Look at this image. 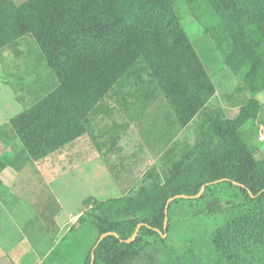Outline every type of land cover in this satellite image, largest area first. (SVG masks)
<instances>
[{
	"label": "trees",
	"instance_id": "1",
	"mask_svg": "<svg viewBox=\"0 0 264 264\" xmlns=\"http://www.w3.org/2000/svg\"><path fill=\"white\" fill-rule=\"evenodd\" d=\"M187 2L226 65L243 75L236 92L264 90V0ZM28 35L38 42L59 85L0 127V134L12 130L34 160L82 136L87 115L141 57L182 126L216 91L173 0H0V49ZM260 106L251 98L237 118L216 124L224 137L221 145L176 179L155 189L143 187L126 200L117 215L148 217L103 228L101 234L119 236L108 235L96 246L100 234L92 248L94 264H163L164 233L178 213L224 218L209 237L218 264H264V159L256 157L248 139ZM4 167L0 156V175ZM204 184L205 191L196 196ZM177 194L194 197L174 199L167 213L168 199ZM141 222L137 238L127 242ZM190 252L183 264H193ZM173 257L182 260L178 252Z\"/></svg>",
	"mask_w": 264,
	"mask_h": 264
},
{
	"label": "rangeland",
	"instance_id": "2",
	"mask_svg": "<svg viewBox=\"0 0 264 264\" xmlns=\"http://www.w3.org/2000/svg\"><path fill=\"white\" fill-rule=\"evenodd\" d=\"M173 1L181 17L184 30L188 33L207 67L216 89L210 103H207V106L194 121L195 135L191 139L178 138L179 142L165 147L164 145L173 134L182 132V125L172 110L171 115L167 113L168 109H166V105L164 106L163 101H160L158 109L154 106L153 98L148 100L143 98L145 101L141 100L139 109L144 140L151 150L159 155V162L168 161L170 165L163 167L159 163H154V166L157 167L150 170L132 191L119 194L124 190L122 185L130 181V176H126L120 188L119 182L123 175L121 170L128 167L134 168L133 173H135L136 170L143 172L147 168H152L149 163L151 154L147 148L142 150V153L136 157L137 164L133 160L134 158L128 157L123 151L113 155L109 161H85L88 153L95 147L102 148L105 140L110 139L111 144L118 147L125 138L126 130L120 124L115 123L117 118L110 121L103 114L96 118L97 113H102V103L92 113L93 119L89 121L91 135L86 136L83 140L84 145L74 147L70 142L71 144L55 151L54 155L48 159L52 161L49 167L43 166L44 161L40 163L41 169L45 173L46 182L43 184L34 182V195L37 192L44 193L47 196V200L44 201L48 204L33 202V206H31L23 203V211L20 209L15 214L18 223L30 230L26 229L27 234L24 236L19 232L16 234H19L22 239L32 238L31 241L38 246V256L34 255L26 242H20L11 256L12 258L0 256V262H5V264H53L58 255H61V264H75L77 261H79L78 264H86L103 228L120 222L138 221L148 217L146 214L117 215L120 208L126 205V200L137 197L143 187L155 189L176 179L177 175L198 157L221 145L224 142V137L216 131V124L227 119L237 118L241 108L251 98H257L261 106L257 119L248 126V139L256 157L264 159V90L237 93L236 86L242 80L243 75L234 73L226 65L213 38L202 22L195 17L187 0ZM133 72L141 77L144 85L152 82L162 94L159 84L151 74L143 57L135 63ZM58 85V77L49 66L34 37H22L1 48L0 123L8 121L32 107L54 91ZM162 96L169 106L163 94ZM151 113H156L159 117L158 121L156 120L158 124L155 128L147 126L149 122L146 118L149 119ZM164 147H168V149L163 152ZM19 148H22L20 144ZM77 157L79 158L77 159ZM84 163L93 169L85 172L86 178H82L77 170L73 171L72 169V165L78 169V166L82 167ZM6 166L7 162H5ZM94 175L104 184L103 197L118 194L120 196L97 204L94 202L95 200L91 201L95 199L91 194L94 190L88 187V180L92 181ZM128 182L127 185H129ZM2 190H4L3 184L0 187L1 195L3 194ZM21 204L17 205L21 206ZM84 205H88L85 214L74 226L75 224L71 223L72 219L68 217V213H76ZM11 207L13 208V206ZM32 207L44 208L38 215H33V219H37L34 225L33 221L32 225H26L28 216L25 215L27 210L24 209L30 210ZM29 215H32L31 212ZM223 221L222 216L201 215L188 218L182 214H176L172 218L171 226L168 227L165 236L166 247L160 252L161 262L163 264H183L185 263L183 262L185 252L191 251L193 264H218L213 257L209 237L210 230L219 226ZM68 225L69 227H67ZM159 244V240L153 242L155 247H158ZM2 249L0 248V252ZM177 252L181 256L182 260L180 261H175V257H173V254Z\"/></svg>",
	"mask_w": 264,
	"mask_h": 264
},
{
	"label": "crops",
	"instance_id": "3",
	"mask_svg": "<svg viewBox=\"0 0 264 264\" xmlns=\"http://www.w3.org/2000/svg\"><path fill=\"white\" fill-rule=\"evenodd\" d=\"M13 1L19 4L27 0ZM138 61H140V58L136 62ZM134 65L125 73L123 77H121V79L115 84L113 89H111L87 115L84 121L86 132L82 136L76 138L71 142L73 143L72 145L74 147H80L81 145H84L83 140L86 138V136L91 135V127H89V121L93 119L92 113L97 107H99V105L103 103L102 113H97L96 118L101 114H103L105 118L110 121L117 118L115 123L120 124L126 130L125 138L121 141V145L118 147L113 146L110 139L105 140L102 148L95 147L94 150L88 153L85 161H109V159L111 160L113 155H116L120 151H123V153L127 154L128 157L134 158L133 160L137 164L136 157L140 155L142 153V150H144L145 148L149 150V153L151 154L149 163L152 168H147L143 172H138V170H136L135 173H133L134 168L128 167L122 169L121 172H123V175L121 177V181L119 182L120 188L121 183L125 180L126 176H130V181H127L129 185H127V182L122 185L124 186V190L119 194H125L130 190L132 191L137 186V183L142 181L150 170L157 167L154 166V163H159L163 167L170 165L168 161L159 162V155H156L144 140V135L142 132L143 128L140 125L141 119L139 105L141 104V100L143 101L145 98L146 100L153 98V102H155L154 106H156L158 109L160 101H163L164 106L166 105V109H168L167 113H170L171 115L172 110L173 114L176 116L162 92L169 106H167V104L163 100V96L157 86H155L152 82L147 85H144L142 83L141 77L138 76L137 73L133 72ZM202 110L200 112H202ZM198 114L187 126H182L181 133L173 134L171 136V139L164 146L166 147L176 144L177 142H179L177 139L181 137H183L182 139L193 138V136L195 135L193 124L195 119L198 117ZM11 119L0 123V127L9 123ZM146 119L147 122H149L147 126L149 128H155L156 124H158L156 120L158 121L159 117L156 113H151L150 118ZM172 119L174 120V118ZM168 127L166 128L168 129ZM91 139L93 140V137H91ZM19 144L22 147L21 149L19 148ZM165 147L163 148V152L168 149V147ZM54 153L55 152L50 153L49 155L39 160H34L32 158H29L27 150L23 146L19 137H17L12 130H8L6 133L4 132L3 135L0 134V156L4 159L5 162H7V166L1 173V180L3 182L4 190H2V195L0 193V248H3L0 252V256L12 258L11 256H13L15 249L20 245V242H26L34 255L36 257L38 256V246H36L35 243L31 241L32 238L30 237L31 239H29L27 237L26 239H22L21 237H19V234H16L17 232H19L24 236L25 234H27L26 229H28V227L25 228L23 225L18 223L17 216L15 214H17L20 209L21 211H23V203L29 204L31 206H33V202L41 204L44 203L45 205L48 204L44 201L47 200V196L44 193L40 194L39 192H37V194L34 195V182H40L41 184L46 182L45 173L41 169L40 163L44 161L43 166L49 167L52 161H49L48 159L52 155H54ZM78 158L79 157H77V159ZM86 164L84 163L82 167L78 166V169L75 168L74 165H72V169L73 171L77 170V172L82 175V178H86L85 172L93 170L91 166H87ZM84 166L87 167L83 168ZM92 179V181L88 180V187L93 188L94 190L91 193L92 197L95 198L93 199V201L95 200L98 202H102L120 196L118 194L103 197L105 193L104 184L100 181L99 178H96V175H94ZM99 182H101V184H98ZM20 203H22L21 206L17 205ZM11 206H13V208ZM87 206L88 205H84V207H82V209H80L76 213H68V217L72 219L71 223L75 224H73L74 226H76L77 223L80 222V217L85 214ZM43 208L44 207H32L30 210L25 208L24 210H27L25 215L28 216L26 225H32V221L34 225V223L37 222V219H33V215H38L43 210ZM30 212L32 214L31 216L29 215ZM14 227L16 228V230ZM67 227H69V225ZM32 235L34 236V234ZM78 263L79 261H77L75 264ZM0 264H5V262H0ZM53 264H61V255H58L56 261Z\"/></svg>",
	"mask_w": 264,
	"mask_h": 264
},
{
	"label": "water",
	"instance_id": "4",
	"mask_svg": "<svg viewBox=\"0 0 264 264\" xmlns=\"http://www.w3.org/2000/svg\"><path fill=\"white\" fill-rule=\"evenodd\" d=\"M236 184L238 183V182H235ZM205 189H206V184H204L203 186H202V188H201V190H200V192L196 195V196H201L202 194H203V192L205 191ZM179 197H194V196H190V195H186V194H177V195H174V196H172V197H170L169 199H168V202H167V208H166V212L168 213V206H169V204H170V202L171 201H173L174 199H176V198H179ZM168 215L166 216V219H165V229H167V227H168ZM144 223L143 222H141V223H139L138 224V226H137V229H136V231H135V233L133 234V236L132 237H130V238H128V239H126V241L127 242H131V241H133V240H135L136 238H137V236H138V234H139V231H140V228H141V226L143 225ZM111 234H114V235H116V236H119L116 232H113V231H108V232H105V233H103V234H101V236H100V238L98 239V241H97V244H96V246L106 237V236H108V235H111ZM167 235V233L165 232L164 233V236H166ZM95 246V247H96ZM95 258H96V254H95V250L93 249L92 250V260H91V264H94V262H95Z\"/></svg>",
	"mask_w": 264,
	"mask_h": 264
},
{
	"label": "built area",
	"instance_id": "5",
	"mask_svg": "<svg viewBox=\"0 0 264 264\" xmlns=\"http://www.w3.org/2000/svg\"><path fill=\"white\" fill-rule=\"evenodd\" d=\"M264 139V138H263Z\"/></svg>",
	"mask_w": 264,
	"mask_h": 264
}]
</instances>
